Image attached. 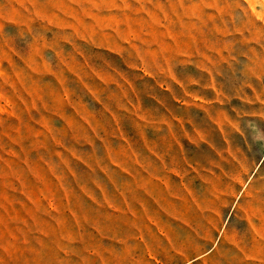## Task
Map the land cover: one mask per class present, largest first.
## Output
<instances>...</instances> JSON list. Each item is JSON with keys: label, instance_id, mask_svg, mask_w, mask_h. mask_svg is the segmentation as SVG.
Instances as JSON below:
<instances>
[{"label": "rangeland", "instance_id": "rangeland-1", "mask_svg": "<svg viewBox=\"0 0 264 264\" xmlns=\"http://www.w3.org/2000/svg\"><path fill=\"white\" fill-rule=\"evenodd\" d=\"M0 264H264V0H0Z\"/></svg>", "mask_w": 264, "mask_h": 264}]
</instances>
